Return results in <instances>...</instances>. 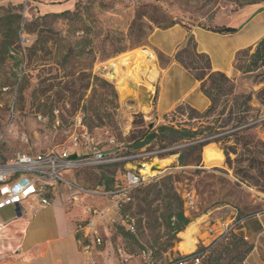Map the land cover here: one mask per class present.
Masks as SVG:
<instances>
[{"label":"rangeland","instance_id":"1","mask_svg":"<svg viewBox=\"0 0 264 264\" xmlns=\"http://www.w3.org/2000/svg\"><path fill=\"white\" fill-rule=\"evenodd\" d=\"M259 5L264 7V2ZM18 6L29 25L22 34L18 53L15 52L14 59L5 66L9 75L15 74L10 76V88L7 91L0 89V163L19 153L38 154L64 147L72 153H80L79 159L91 157L94 150L120 154L133 151V144L149 127L174 125L181 128L190 122L193 124L195 121L189 120L188 105H181L173 113L160 117L152 108H147L148 92L151 90L157 96L160 74L168 63L152 48L150 36L155 30L171 24L184 25L188 29L219 28L234 23L238 12V6L228 0H0V13ZM66 11H70L67 16H46ZM83 38L91 40L94 52L84 56L79 55V51L69 52L70 47ZM142 50H150L156 56L154 72L138 78L135 84L137 96L131 95L123 101L119 98V109L114 115L109 116V111L100 108L97 116L105 126L90 127V119L97 120L96 114L85 118L74 106L89 101L92 88L99 83L92 79L93 86L87 89L89 79L82 77V73L99 76L113 84L118 93L117 83L107 76L114 71L111 63L124 54H140ZM134 65L123 66L120 73H134V68L142 70ZM7 77L0 74V81L5 82ZM232 78L236 79L239 92L250 89L241 73H235ZM16 83L19 84L17 90L14 89ZM127 85L133 88L130 81ZM98 90L93 103L103 107L108 103L107 92ZM179 95L176 91L171 99ZM257 133L264 139V131ZM212 145L213 162L208 163L201 154L200 166H180L179 155L164 160L150 158L151 150L162 151L155 144L144 147L140 151L142 156L126 160L124 165L83 166L66 175L91 189L97 188L100 181L117 180L122 184L124 168L143 170L151 180L174 175L175 186L185 201L186 216L190 218V224L197 227L194 236L197 245L194 251L183 253L177 244L172 253L165 254L156 264H167L178 256L192 254L202 246H210L226 233L245 236L257 249L254 258L264 263V233H258L261 223L264 225V194L255 187L239 183L233 170L225 165L223 151L217 144ZM184 147L180 145L173 149ZM104 201L100 200L97 207H104ZM23 208L27 216L28 207ZM134 212L135 207L129 215L137 225L138 217L132 215ZM118 220L119 217L112 223L113 227H109L106 240L114 263L152 264L144 252L139 254L137 250L130 254L127 251L124 239L117 234ZM140 240L145 247H150V232L146 231ZM103 244L102 241L98 245L100 251L105 249ZM120 250L127 251L125 259ZM12 264L29 263L20 260Z\"/></svg>","mask_w":264,"mask_h":264},{"label":"trees","instance_id":"2","mask_svg":"<svg viewBox=\"0 0 264 264\" xmlns=\"http://www.w3.org/2000/svg\"><path fill=\"white\" fill-rule=\"evenodd\" d=\"M228 1L238 6L237 11L264 2V0ZM19 7L0 13V74L8 75L5 82L0 81V89L4 91L10 88L8 86L10 76H15L14 73L9 75L5 66L14 59V53H18L22 34L29 25L19 11ZM69 13L70 11L61 14L48 13L46 16H67ZM243 25L238 27L224 25L219 28L204 29L219 34H235ZM174 26L175 24H171L163 30ZM83 32L85 33L86 29ZM70 51H79L81 56L94 52L91 40L87 38L77 41L75 46L70 47ZM108 58L110 57L105 59ZM175 59L201 82V91L210 100V106L205 111L189 107V120L195 122L193 124L190 122L185 127L179 128L174 125L149 127L133 144V151L115 155L105 151L104 156L114 161L99 166L124 165L126 162L124 158L140 153L144 147L155 144L159 145V150L162 151L151 150L153 152L150 158L159 157L164 160L179 155L180 166H200L201 154L204 155L205 148L215 143L223 151L225 165L233 170L237 181L255 187L264 194V139L257 133L264 131V37L256 44L240 50L235 57L234 71L241 73L242 79L250 84L251 87L247 91L239 92L235 78L213 70L210 56L199 52L194 35L188 37L185 46L178 51ZM95 60L96 58L94 62ZM82 77L89 79L87 89L93 86L92 79L99 83V87H93L90 100L85 104L75 105V111H82L85 118H91L93 114L97 116L100 108L109 111V116L114 115L119 109V97L114 85L92 73L83 72ZM17 86L18 83L14 84L15 90ZM98 88L104 93L107 92V95L102 94L108 97V103L103 107L93 103L99 92ZM105 125L99 116L96 121L90 119L89 122L90 127ZM180 145L185 147L173 149ZM124 169V172L128 171ZM175 183L174 175L154 178L128 191L127 199L117 207L119 220L115 227L117 234L124 239L127 251L130 254H134L137 250L139 254L149 253V261L152 264L163 259L165 254L172 253L180 242V235L191 223L185 213V201ZM119 185L117 180H110L105 183L100 181L98 187L105 192L115 193ZM133 207L135 212L132 215L138 217L137 225L129 215ZM131 224L134 226V231L128 228ZM146 231H149L152 237L151 246L148 248L140 240ZM254 249V245L250 244L242 234L226 233L213 241L210 246H202L192 254L178 256L167 264H179L195 259L200 260L199 264H245Z\"/></svg>","mask_w":264,"mask_h":264},{"label":"crops","instance_id":"3","mask_svg":"<svg viewBox=\"0 0 264 264\" xmlns=\"http://www.w3.org/2000/svg\"><path fill=\"white\" fill-rule=\"evenodd\" d=\"M242 24L241 30L235 34H219L200 27L188 29L184 25L155 30L150 36V44L168 63L160 74L157 96L151 90L148 92L147 108H152L159 117L173 113L181 105L205 111L210 100L201 91V82L176 61V54L185 46L188 37L194 35L199 52L210 56L213 70L234 77L236 54L264 37V7L255 4L239 10L235 22L229 25L238 27ZM176 91L180 92L179 97L171 99ZM80 156V153H73L74 158ZM49 197L53 205L48 208H42L37 200L25 202L21 218L17 217L14 207L0 211V264L7 260L6 264L20 260L29 264H115L106 240L109 227H113L112 220L118 218L116 212L97 222L104 250L100 251L101 246L93 239H82L78 227L89 218V206H97L100 200L106 201L104 206H115L119 197L83 195L79 201L72 202L63 186ZM24 206L28 207L27 216ZM258 233H264L262 223ZM256 250L245 264H264L254 258Z\"/></svg>","mask_w":264,"mask_h":264},{"label":"built area","instance_id":"4","mask_svg":"<svg viewBox=\"0 0 264 264\" xmlns=\"http://www.w3.org/2000/svg\"><path fill=\"white\" fill-rule=\"evenodd\" d=\"M75 145L77 146L78 143L75 142ZM72 156L73 153L64 147L58 151L38 154L19 153L7 162L0 163V211L14 207L17 209V217L21 218L24 216L22 205L35 200L42 208H48L53 205L50 194L60 186L65 187L72 202L79 201L83 195L100 194L111 198L118 196L115 206H89L87 208L89 218L78 227V234L82 239H93L96 245H101L103 240L97 222L112 216L121 202L127 199L128 191L148 183L151 179L145 176L143 170H128L124 173L122 184L117 187L115 193L105 192L100 187L91 189L67 178L66 173L83 166L101 165L114 160L107 159L100 150H94L92 156L88 158L77 159ZM140 156L142 154L137 153L123 160H136ZM128 228L131 231L135 230L133 224L128 225ZM119 252L122 258L127 257L125 251ZM143 255L148 258L150 256L146 252ZM189 262L199 264L200 260L184 261L179 264H189Z\"/></svg>","mask_w":264,"mask_h":264},{"label":"bare ground","instance_id":"5","mask_svg":"<svg viewBox=\"0 0 264 264\" xmlns=\"http://www.w3.org/2000/svg\"><path fill=\"white\" fill-rule=\"evenodd\" d=\"M156 56L150 50H142L140 54H124L120 59L111 63L114 71L107 74L108 78L117 83V90L119 93L120 100H125L129 96H137L136 82L140 76H144L147 73L151 74L156 68ZM130 64H135L134 67L139 66L142 70H136L134 67V73L128 72L125 75L120 73L123 66H128ZM130 81L133 84V88L127 85ZM135 98V97H134ZM212 146L206 148L204 153V159L208 163H212L214 158L212 156ZM197 233V227L190 224L185 231L180 235L181 241L178 243L177 248L183 253H190L195 250L197 245V240L194 237Z\"/></svg>","mask_w":264,"mask_h":264}]
</instances>
